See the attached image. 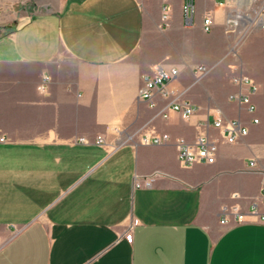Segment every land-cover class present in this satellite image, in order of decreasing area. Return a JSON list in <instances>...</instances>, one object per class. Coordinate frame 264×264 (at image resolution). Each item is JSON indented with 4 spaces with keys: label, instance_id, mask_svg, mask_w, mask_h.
I'll return each instance as SVG.
<instances>
[{
    "label": "crops",
    "instance_id": "crops-1",
    "mask_svg": "<svg viewBox=\"0 0 264 264\" xmlns=\"http://www.w3.org/2000/svg\"><path fill=\"white\" fill-rule=\"evenodd\" d=\"M194 2L186 25L185 0H0V264H264V0ZM158 65L180 73L153 105L139 92ZM245 75L255 113L231 99ZM216 117L249 132L229 143ZM200 133L216 161L186 167L177 141Z\"/></svg>",
    "mask_w": 264,
    "mask_h": 264
},
{
    "label": "built area",
    "instance_id": "built-area-1",
    "mask_svg": "<svg viewBox=\"0 0 264 264\" xmlns=\"http://www.w3.org/2000/svg\"><path fill=\"white\" fill-rule=\"evenodd\" d=\"M167 5H164L163 10L165 11L163 15V21L166 22L168 19V14L166 10ZM184 21L186 25L193 23V19L196 12V5L194 0H185L184 7ZM262 13H264V6L261 7L255 22L262 25ZM252 16L249 12L242 9H235L227 18V28L231 32H239L241 29L243 32H247L252 23ZM214 19L211 14H207L204 18L203 27L204 30L209 32L214 27ZM196 72L203 75L208 72V67L205 65H199L196 67ZM180 73V69L177 66H164L158 65L153 74H146L143 77V86L140 89L139 97L143 100L149 101L154 105V95L160 92L164 95H168L167 85L170 81L175 79ZM48 80L49 78L46 77ZM247 85L249 89L246 93H235L231 95V99L239 101L247 105L249 112L255 113L256 106L252 100V95L258 90L256 82L249 76H243L241 79ZM41 89H45V85L40 86ZM172 109L178 112L183 118L188 119L194 115L198 107L191 103L190 101H174L172 104ZM167 116V114H164ZM255 122H258V118H254ZM214 126L222 131L227 142L235 143L242 137L248 134L249 129L245 124L239 119L226 120L222 117H216L214 120ZM171 135L168 133H151L145 134L142 137V142L145 144H163L170 140ZM3 141L4 137H0ZM98 143H103L104 139L99 136L97 139ZM178 156L182 165L189 167L197 163H214L217 157V144L216 141L212 140L206 133H200L197 137L195 143H189L184 139L177 141ZM254 165V163H252ZM152 178L145 181L146 185L151 184ZM226 208V207H225ZM232 212L236 215L235 219L237 222H244L246 220L245 214L242 213L238 207H233ZM222 223H226V217L221 220ZM138 221H134L137 224ZM17 229H20L17 228ZM126 238L129 241L133 240V234L127 233Z\"/></svg>",
    "mask_w": 264,
    "mask_h": 264
}]
</instances>
